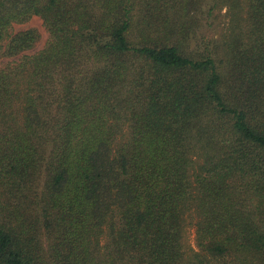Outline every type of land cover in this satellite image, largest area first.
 <instances>
[{
    "label": "trees",
    "instance_id": "1",
    "mask_svg": "<svg viewBox=\"0 0 264 264\" xmlns=\"http://www.w3.org/2000/svg\"><path fill=\"white\" fill-rule=\"evenodd\" d=\"M199 5L0 0V59L35 41L13 24L38 16L49 33L0 67V264H181L192 210L202 251L264 260V0H251L250 48L233 36L229 67L190 50Z\"/></svg>",
    "mask_w": 264,
    "mask_h": 264
},
{
    "label": "rangeland",
    "instance_id": "2",
    "mask_svg": "<svg viewBox=\"0 0 264 264\" xmlns=\"http://www.w3.org/2000/svg\"><path fill=\"white\" fill-rule=\"evenodd\" d=\"M20 4L24 0H10ZM199 9L190 18L196 25L193 30V38L190 40V50L203 53L207 50L214 51L216 58L226 61L229 67L228 55L233 48L232 38L238 36L241 46L239 52L250 48V12L251 0H199ZM181 25V22H180ZM11 32L15 35L20 32H33L35 41L31 48L14 58H1L0 67L8 63L18 61L22 56H32L44 49L49 39V33L43 20L35 16L22 24H13ZM17 111L18 126L21 124L20 110ZM130 135V122L125 119L121 123V129L115 140V148L120 147L128 141ZM205 143L194 141L192 147V157L197 165L205 162L207 155ZM250 181V180H249ZM245 204L249 209L254 210L259 203L250 195H245ZM199 217L195 210L190 211L184 218L181 246L183 260L181 264H264L258 255L253 253L237 254L230 253L223 258H216L202 251L197 243V223ZM116 226V220L112 219L104 228L103 234L99 238L98 255L104 257L110 250L112 232Z\"/></svg>",
    "mask_w": 264,
    "mask_h": 264
}]
</instances>
